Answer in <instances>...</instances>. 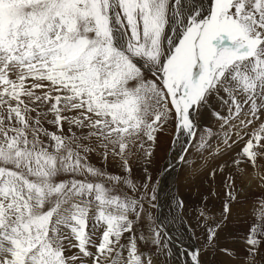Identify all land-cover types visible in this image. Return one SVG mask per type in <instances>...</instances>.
<instances>
[{
  "label": "snow or ice",
  "instance_id": "snow-or-ice-1",
  "mask_svg": "<svg viewBox=\"0 0 264 264\" xmlns=\"http://www.w3.org/2000/svg\"><path fill=\"white\" fill-rule=\"evenodd\" d=\"M170 130L165 171L225 177L221 208L205 198L195 227L150 211L160 192L149 169ZM258 159L264 0H0V264H204L217 253L264 264V198L231 237L243 253L223 235L251 186L236 183L243 163L264 187ZM177 221L199 247L181 244Z\"/></svg>",
  "mask_w": 264,
  "mask_h": 264
},
{
  "label": "rangeland",
  "instance_id": "rangeland-1",
  "mask_svg": "<svg viewBox=\"0 0 264 264\" xmlns=\"http://www.w3.org/2000/svg\"><path fill=\"white\" fill-rule=\"evenodd\" d=\"M201 124L204 127L216 128L218 126L216 121L211 116L204 117L201 121ZM171 131L172 130H170L168 133L159 135L157 143L155 145L154 155L152 157V164L149 169L153 177V181H156L159 178V187L163 185L162 180H163L164 169L169 164V160L172 155L169 152V148L171 146L170 142L172 139ZM239 150L240 149L238 147L234 149L235 152H238ZM231 156L232 154L230 153L227 156H223L217 159L212 166L214 167L215 165L224 163L225 161H230ZM257 163L260 166L257 169V171L264 174V159H258ZM241 167L246 169V174L243 177L237 179L236 181L237 185H241L242 183L244 185H247L248 182L251 181V186L246 187L245 189L244 195H245L246 201L248 199L249 190L252 192L253 191L256 192V191H259L258 189L260 188L262 189L260 196L261 198H264V187L258 186V179H253L254 173H253L252 167H250L247 162L243 163ZM175 170L177 173L175 177H172V179H174L172 180V183H171V178L169 177H168L169 181L167 180L168 182L166 181L164 183L168 187L166 191L164 192V195H165L164 202L165 203H164L163 214H164L165 222L167 223L171 221L174 215H183L185 217V223L191 224L193 227H195V223H196L195 216L197 212L201 209L202 205L205 203V198H207L206 202L209 205V207H211L213 210L218 212L219 209L221 208V205L225 199L226 190L222 186L225 177L221 175H217L214 180H211L208 178V169L201 170L199 174H194L190 170V168L187 166L176 167ZM109 171L112 172L113 174H124L121 168H119L118 166H115L111 162L109 163ZM132 173L134 176L138 178H141V179L143 178L144 173H143L142 167L140 166L139 162H134ZM225 175H227V172L225 173ZM169 183H171L170 186H168ZM173 197H175L176 200L183 201L184 207L182 209L175 208V204L172 199ZM250 202L251 201L242 202L240 205L236 206V208L234 209V213L239 212V215L238 216L235 214L233 215V217L231 218L228 224V228L226 232L223 234V235L229 236V239H230V240H227L229 242L224 241V243H227V246L229 248L231 246V248L236 249L238 253L244 252V248H245L244 242L240 239H236L235 241H233L231 237L243 236L248 231V226L250 223L243 225L242 222L244 220L246 219L255 220L254 219L255 216L253 214H250V213H253V210H250V206H249L251 205ZM252 203H256V202H252ZM150 211L152 212L153 218L155 219L157 217V208H152L150 209ZM254 211L258 212L257 210H254ZM173 227L183 237V239L181 240V243L183 246L193 247V248L199 247L200 241L192 239L186 228L182 232L180 231L181 224L178 221L173 224ZM229 243L232 245H229ZM218 259L220 260V264H226L227 258L224 255H221L219 253L215 254L214 256L212 255L211 258L209 256L206 259L207 261L206 264H210V261H212V264L216 263ZM227 264H234V261L227 262Z\"/></svg>",
  "mask_w": 264,
  "mask_h": 264
},
{
  "label": "bare ground",
  "instance_id": "bare-ground-1",
  "mask_svg": "<svg viewBox=\"0 0 264 264\" xmlns=\"http://www.w3.org/2000/svg\"><path fill=\"white\" fill-rule=\"evenodd\" d=\"M171 155V154H170ZM172 160V155H171V157H170V160H169V164H170V161ZM169 164L167 165V167L166 168H168L169 167ZM165 168V169H166ZM165 169H164V174H163V180H162V183H163V185L162 186H160L159 187V191H160V198H161V200L159 199V201H158V203H159V207L157 208V216H159L162 220H165L164 219V214H163V211H164V197H165V195H164V192L166 191V189L168 188L167 187V185L166 184H164L167 180L169 181V179H168V177L169 178H171V183H172V180H174V179H172V177H175L176 176V170L174 169V170H169V171H165ZM167 181V182H168ZM171 183H169V185L168 186H170L171 185ZM237 183V182H236ZM259 191H256V192H252V191H250L249 190V192H248V199H247V201L249 202V201H251L250 203H251V205H249L250 206V210H253V212H254V210H257V211H259V209H260V200L259 199H257V198H261V196H260V193L262 192V189L260 188V189H258ZM246 199V198H245ZM255 200H257V201H255ZM161 201V202H160ZM246 201V202H247ZM252 202H256V203H252ZM245 205V204H244ZM248 206V207H249ZM246 207V206H245ZM237 210V209H236ZM247 211V210H246ZM252 212V211H251ZM250 214H253V213H250ZM245 216H246V214H245ZM248 218V217H247ZM250 218V217H249ZM253 218V217H252ZM242 219V218H241ZM244 219H246V218H244ZM255 219V218H254ZM238 221V220H237ZM254 220H244L242 223H243V225H246L247 223H251V222H253ZM236 222V221H235ZM233 223V222H232ZM232 225V224H231ZM233 226V225H232ZM239 226V225H238ZM237 226V227H238ZM230 240V239H229ZM227 242H229V241H227ZM240 242V241H239ZM182 244V243H181ZM235 244V243H234ZM239 244V243H238ZM229 245H232V244H230L229 243ZM242 246V245H241ZM244 246V245H243ZM230 248H231V246H230ZM236 248V247H235ZM241 248V247H240ZM238 249V248H237ZM210 256V258L212 257V255H208V256H203V260H204V264H206V259L208 258ZM220 259V258H219ZM217 260V262L216 263H213V264H220V260Z\"/></svg>",
  "mask_w": 264,
  "mask_h": 264
},
{
  "label": "crops",
  "instance_id": "crops-1",
  "mask_svg": "<svg viewBox=\"0 0 264 264\" xmlns=\"http://www.w3.org/2000/svg\"><path fill=\"white\" fill-rule=\"evenodd\" d=\"M210 264H212V261H210Z\"/></svg>",
  "mask_w": 264,
  "mask_h": 264
}]
</instances>
